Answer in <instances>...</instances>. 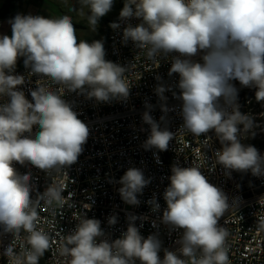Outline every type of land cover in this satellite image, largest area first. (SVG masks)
<instances>
[{"label": "clouds", "instance_id": "clouds-1", "mask_svg": "<svg viewBox=\"0 0 264 264\" xmlns=\"http://www.w3.org/2000/svg\"><path fill=\"white\" fill-rule=\"evenodd\" d=\"M78 3L80 17L95 31L114 0ZM119 16L121 21H140L135 26L127 23L123 42L131 40L154 64L161 56L179 54L172 57L168 75L179 76L176 98L182 101L181 130L195 137L214 131L222 145L214 153L215 163L264 175V156L241 143L242 132L249 131L253 121L235 105L237 89L231 83L237 80L244 87H254L256 100L264 102V0H125ZM10 24L11 36L0 35V97L8 98L0 103V228L14 236L21 231L27 234L24 252L17 255L11 246L5 249L10 264H38L51 246L50 237L35 224L38 213L31 175L19 174L13 162L30 163L49 174L63 172L77 161L89 136L64 92L108 102L126 99L130 86L124 76L126 67L105 59L102 40L78 39L69 15L17 14ZM110 27L118 29L120 24L113 22ZM201 53L200 61L193 59ZM21 57L30 74L59 87L52 90L39 84L30 91L29 101L19 89L25 77L13 74ZM165 90L163 85L156 88L161 99H166ZM142 119L150 126L145 148L166 151L174 134L162 129L147 111ZM34 127L39 130L33 136ZM171 172L162 221L183 230L176 251L164 249L161 258L160 240L156 235L142 236L136 216L128 217L127 230L119 238L109 240L98 219L83 215L63 239L66 264H229L228 233L218 224L230 208L228 197L209 183L199 167L174 165ZM149 182L140 169L129 168L119 181L122 200L139 204L137 194ZM63 191L62 185L51 184L40 197L50 206L62 205L72 195L64 197ZM116 222L115 215L109 217V225ZM259 228L264 230V217Z\"/></svg>", "mask_w": 264, "mask_h": 264}, {"label": "built area", "instance_id": "built-area-1", "mask_svg": "<svg viewBox=\"0 0 264 264\" xmlns=\"http://www.w3.org/2000/svg\"><path fill=\"white\" fill-rule=\"evenodd\" d=\"M124 2L125 0L113 21L119 23L120 28L110 27L103 43L105 59L126 67L124 76L130 86L129 96L126 99L98 102L79 92H64V99L73 105L78 118L89 129V136L77 161L63 168V172L50 174L30 163L21 165L13 162V167L19 174L31 175V195L38 213L35 224L38 230H43L50 237L51 246L39 258L38 264H66L68 258L61 254L63 239L74 229L77 217L83 215L98 219L106 234L105 238L109 240L119 238L127 230L128 217L136 216L135 224L141 235L145 238L156 235L160 240L161 258L164 256V249L176 251L180 246L179 239L183 230L175 229L162 221L163 212L167 208L164 192L170 184L169 177L174 165L199 167L209 183L220 188L228 197L230 208L219 219L218 224L228 233L225 247L229 264H264V230L259 228V220L264 217V175L228 170L215 163L214 153L222 145L214 131L195 137L181 130L182 101L176 98L179 95V76L168 75L172 57L179 54L161 56L159 64H154L131 40L123 42V28L127 23L133 26L140 23L136 18L120 20L119 14ZM1 26L0 20V28ZM201 55L202 53L193 59L200 61ZM13 74L25 77V84L19 86V89L24 91L29 101L32 100L30 91L39 84L47 85L52 90L59 87L47 78L30 74V68L24 64L15 69ZM231 83L237 89L235 105L239 111L254 117L246 110L250 99L241 93L248 91L255 94L256 89L244 87L237 80ZM159 85L165 87L163 95L166 99L157 95L156 88ZM7 99L0 97V103L7 102ZM260 103L264 108V102ZM146 111L162 129L167 128L174 134L166 151L145 148L144 142L150 134V126L142 119ZM261 115H264L263 112ZM253 124L257 128L264 126L262 122ZM38 130V127L33 128V136ZM262 130L264 127L257 131ZM244 133L242 132L241 138L246 136ZM257 150L264 156V145ZM132 167L140 169L150 181L142 193L137 194V205L125 203L118 191L122 187L120 178ZM51 184L62 185L64 197L72 194L70 200L62 205H48L40 194ZM154 204H158L159 208L154 209ZM113 215L117 222L109 225L108 219ZM26 235L21 231L18 236H14L0 228V264H10L12 258L5 252L7 247L11 246L17 255L28 248Z\"/></svg>", "mask_w": 264, "mask_h": 264}, {"label": "rangeland", "instance_id": "rangeland-1", "mask_svg": "<svg viewBox=\"0 0 264 264\" xmlns=\"http://www.w3.org/2000/svg\"><path fill=\"white\" fill-rule=\"evenodd\" d=\"M17 0H8L11 5H19L16 2ZM122 0H114L112 9L106 14L110 18L116 16L118 12L119 4ZM87 12V9H85ZM20 14L23 15H41L44 17L50 18H59L63 15H69L72 18V21L75 23H81L84 25V28H76L77 29V37L78 39H89V38H98L101 40L102 33L99 30V24L95 31H91L88 27L86 19H82L79 15V3L78 0H21V9ZM9 36H11L9 34ZM264 126L254 125V129H250L249 132H245V135H249V133L253 132L257 136L260 135L261 142L264 143V130L257 131Z\"/></svg>", "mask_w": 264, "mask_h": 264}, {"label": "trees", "instance_id": "trees-1", "mask_svg": "<svg viewBox=\"0 0 264 264\" xmlns=\"http://www.w3.org/2000/svg\"><path fill=\"white\" fill-rule=\"evenodd\" d=\"M17 3L19 5H11L9 4L8 0H6V4L0 9V20H7V19H13L16 16V11L21 9V0H17ZM123 0L119 4L118 10L121 7ZM117 15V14H116ZM116 17V16H115ZM115 17L110 18L108 15H105L100 18L98 21L99 30L102 33L101 40L105 42L109 29H110V24L113 23ZM76 26V28H84V25L81 23H75L73 22ZM87 40L88 42H92L94 40H99L98 38H89V39H84ZM242 95H245L247 99H250L249 104L246 106V110L249 111L254 117H252V121L254 123L262 122L264 123V115L262 116V112L264 114V108H262V103L256 101L255 99V94H252L248 91H242ZM254 126V124H253ZM260 135H256L255 133L251 132L249 135L245 136L244 138H241V143L244 145H252L256 149L260 148L261 146L264 145V143L261 142V137Z\"/></svg>", "mask_w": 264, "mask_h": 264}, {"label": "crops", "instance_id": "crops-1", "mask_svg": "<svg viewBox=\"0 0 264 264\" xmlns=\"http://www.w3.org/2000/svg\"><path fill=\"white\" fill-rule=\"evenodd\" d=\"M6 4V0H0V9ZM20 14V9L16 11V15ZM10 20H1L2 26L0 28V35H11V24ZM24 64V58L21 57L18 59L15 69L20 68Z\"/></svg>", "mask_w": 264, "mask_h": 264}]
</instances>
